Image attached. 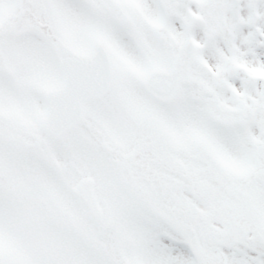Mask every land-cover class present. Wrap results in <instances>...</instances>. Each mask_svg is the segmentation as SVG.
Returning a JSON list of instances; mask_svg holds the SVG:
<instances>
[{
  "label": "snow or ice",
  "instance_id": "snow-or-ice-1",
  "mask_svg": "<svg viewBox=\"0 0 264 264\" xmlns=\"http://www.w3.org/2000/svg\"><path fill=\"white\" fill-rule=\"evenodd\" d=\"M0 264H264V0H0Z\"/></svg>",
  "mask_w": 264,
  "mask_h": 264
}]
</instances>
